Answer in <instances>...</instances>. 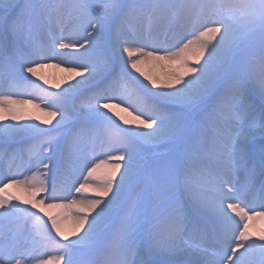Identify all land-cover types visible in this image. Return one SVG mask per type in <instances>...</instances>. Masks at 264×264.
Returning a JSON list of instances; mask_svg holds the SVG:
<instances>
[{
  "label": "snow or ice",
  "instance_id": "6c2138e0",
  "mask_svg": "<svg viewBox=\"0 0 264 264\" xmlns=\"http://www.w3.org/2000/svg\"><path fill=\"white\" fill-rule=\"evenodd\" d=\"M257 220L264 0H0V264H264Z\"/></svg>",
  "mask_w": 264,
  "mask_h": 264
},
{
  "label": "bare ground",
  "instance_id": "6f19581e",
  "mask_svg": "<svg viewBox=\"0 0 264 264\" xmlns=\"http://www.w3.org/2000/svg\"><path fill=\"white\" fill-rule=\"evenodd\" d=\"M52 63H55V62H52ZM43 74L53 83L58 82L63 76L66 75L65 72H63L60 68H56V67L44 69ZM32 111H35V110L33 109ZM101 171H103V169ZM53 211H60V210H53ZM253 225L256 229L264 228V221H260V220L254 221ZM65 227H66V230L68 231L71 230L72 221L70 218L65 222Z\"/></svg>",
  "mask_w": 264,
  "mask_h": 264
}]
</instances>
